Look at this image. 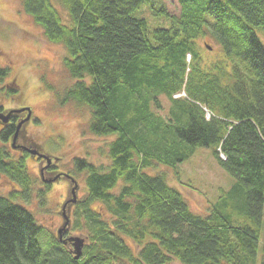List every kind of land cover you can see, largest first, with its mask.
Returning a JSON list of instances; mask_svg holds the SVG:
<instances>
[{
    "label": "trees",
    "instance_id": "trees-1",
    "mask_svg": "<svg viewBox=\"0 0 264 264\" xmlns=\"http://www.w3.org/2000/svg\"><path fill=\"white\" fill-rule=\"evenodd\" d=\"M178 1L180 14L164 9L167 28L151 31L134 16L144 0H60L68 23L51 0H20L66 48L76 82L64 102L87 106L90 132L114 139L106 168L77 160L86 194L71 226L87 242L75 260L59 241L45 251L44 228L12 202L33 179L28 155L7 147L14 126L2 131L0 174L23 194L0 196V264H264V0ZM209 33L222 57L206 67ZM8 73L0 69V83ZM200 148L234 179L207 214L158 172Z\"/></svg>",
    "mask_w": 264,
    "mask_h": 264
},
{
    "label": "rangeland",
    "instance_id": "rangeland-1",
    "mask_svg": "<svg viewBox=\"0 0 264 264\" xmlns=\"http://www.w3.org/2000/svg\"><path fill=\"white\" fill-rule=\"evenodd\" d=\"M51 1L63 21L68 23L67 11L60 0ZM164 9L171 16H178L181 12L178 0H144L134 16L146 20L151 31L167 28ZM214 37L217 41L210 33L200 40L206 67H211L222 57L220 41ZM66 56V48L45 37L42 28L22 9L20 0H0V69H12L0 83V103L6 108L22 106L32 109L33 122L25 127V136L27 134L32 144L43 153L61 159L59 169L73 174L78 180V196L82 199L86 194V174L79 171L77 160L106 168L109 164L107 146L114 138L99 137L90 132L92 113L87 106L73 100L64 102V95L76 82L65 67ZM1 94H7V99ZM163 101L168 109L169 104ZM7 145L11 149V143ZM13 154L18 155L15 151ZM26 166L33 179L30 192L25 198L12 202L31 212L37 224L44 228L41 242L45 251L52 252L56 249L58 230L65 222L62 203L68 183L61 180L46 186L38 174L37 162L27 156ZM158 172L167 176L169 184L184 195L194 212L202 214H207L208 206L219 200L221 190H230L234 183V179L218 165L212 150L206 148L197 149L176 169L159 166ZM13 192L23 194L19 185L0 174V196L8 198ZM93 208L100 210V205L94 204ZM69 218L72 222L73 215L70 214ZM73 226L67 229L68 235L83 237L84 234L75 231Z\"/></svg>",
    "mask_w": 264,
    "mask_h": 264
},
{
    "label": "flooded vegetation",
    "instance_id": "flooded-vegetation-1",
    "mask_svg": "<svg viewBox=\"0 0 264 264\" xmlns=\"http://www.w3.org/2000/svg\"><path fill=\"white\" fill-rule=\"evenodd\" d=\"M12 69H9V71H11ZM4 81V80H3ZM7 89V88H5ZM1 90V87H0ZM7 94H1V96H3V99H7ZM22 109H30L32 112V115L30 117V119L28 120V116H29V112L28 111H24V112H19V113H15L13 112L10 115V120L7 123V125H3L0 122V136L3 130H5L8 127H13L15 128V133L17 132V128L19 127L18 133H19V138L17 140L16 143V149H13L15 152H17V154L19 156H24V155H28L29 157H31L33 159L34 162H37V170H38V174L40 176V179L47 181V183H43L46 186H50L53 185L57 182H60L61 180H64L68 183V188H67V194L66 197L64 198V202L62 203V218L68 219L69 215L72 214L74 217V211H75V206L77 204V202L79 201V196H78V192L76 193L78 200L73 203V189L76 187V183L74 182V179H76L74 176H72L69 172L66 171H61L59 169V164L61 159L58 158H54L51 157V163L48 164L46 160L42 159V158H38L37 156H35L33 158V156L30 154V152L32 150H37L39 153L43 154L42 151L35 147L31 140L28 138L27 134V138L25 136V133L27 132V129L25 127H27V125L31 124L33 122V111L30 107H16V108H6L4 104L0 103V112L1 113H11L12 111H17V110H22ZM13 151V152H14ZM57 159V160H55ZM69 213V215L67 214ZM63 240H60V243H62L63 241H65L67 238H69L68 235V231L64 232L63 234ZM70 245L72 244H68L67 246L70 247Z\"/></svg>",
    "mask_w": 264,
    "mask_h": 264
},
{
    "label": "water",
    "instance_id": "water-1",
    "mask_svg": "<svg viewBox=\"0 0 264 264\" xmlns=\"http://www.w3.org/2000/svg\"><path fill=\"white\" fill-rule=\"evenodd\" d=\"M24 111H28L29 112V116H28V120H29L31 115H32V112H31L30 109H22V110H17V111L14 110L11 113H6V114L0 112V122H1V124L7 125V123L10 120V115L13 112L19 113V112H24ZM19 127L17 128V132L14 134V136L12 138V142H11L12 149H16V143H17V140L19 138V133H18ZM30 154L33 156V158L35 156H37L38 158H42V159L46 160L48 164L51 163V158L50 157L39 153L37 150H32L30 152ZM43 182L47 183V181H45V180H43ZM77 188L78 187H76L75 190H77ZM72 201H73V203H75L77 201L76 193H73V200ZM69 224H70L69 219H65V224H64L63 228H61L58 231V235H59V238L61 240H62L63 231H65L67 229ZM86 242H87V239L85 238V236H83V237H81V236H72L71 238H68L65 241H63V243L65 245L72 244V246H73L72 254L74 255L75 260H79L81 258L82 253H83V249L85 247Z\"/></svg>",
    "mask_w": 264,
    "mask_h": 264
},
{
    "label": "bare ground",
    "instance_id": "bare-ground-1",
    "mask_svg": "<svg viewBox=\"0 0 264 264\" xmlns=\"http://www.w3.org/2000/svg\"><path fill=\"white\" fill-rule=\"evenodd\" d=\"M206 117H207V119L209 120L210 118H211V113L210 112H206ZM72 176H74L73 174H71ZM73 180H74V182L76 183V187H78L77 188V190H75V188L73 189V193H77L78 191H79V183H78V180L77 179H74V178H72Z\"/></svg>",
    "mask_w": 264,
    "mask_h": 264
}]
</instances>
